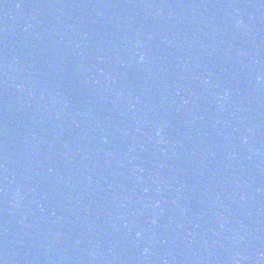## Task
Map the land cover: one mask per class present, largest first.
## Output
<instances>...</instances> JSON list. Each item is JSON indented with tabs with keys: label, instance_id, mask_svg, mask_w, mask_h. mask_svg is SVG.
<instances>
[{
	"label": "water",
	"instance_id": "1",
	"mask_svg": "<svg viewBox=\"0 0 264 264\" xmlns=\"http://www.w3.org/2000/svg\"><path fill=\"white\" fill-rule=\"evenodd\" d=\"M0 264H264V0H0Z\"/></svg>",
	"mask_w": 264,
	"mask_h": 264
}]
</instances>
